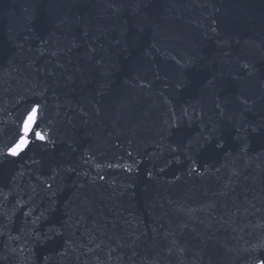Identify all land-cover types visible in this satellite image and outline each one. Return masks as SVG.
I'll return each mask as SVG.
<instances>
[{"label": "water", "instance_id": "95a60500", "mask_svg": "<svg viewBox=\"0 0 264 264\" xmlns=\"http://www.w3.org/2000/svg\"><path fill=\"white\" fill-rule=\"evenodd\" d=\"M258 257L264 0H0V264Z\"/></svg>", "mask_w": 264, "mask_h": 264}, {"label": "snow or ice", "instance_id": "6c2138e0", "mask_svg": "<svg viewBox=\"0 0 264 264\" xmlns=\"http://www.w3.org/2000/svg\"><path fill=\"white\" fill-rule=\"evenodd\" d=\"M38 110L39 105L32 107L27 114L26 119L23 121V127H24V136L21 137L19 142L15 143V145L8 149L7 155L11 157L18 156L26 147V145L29 143L27 137L30 132H32L33 125L36 123L37 116H38ZM35 138L39 141H45L46 137L44 135H41L40 132L35 133ZM103 179V177H101ZM257 264H264V257H258L257 258Z\"/></svg>", "mask_w": 264, "mask_h": 264}]
</instances>
